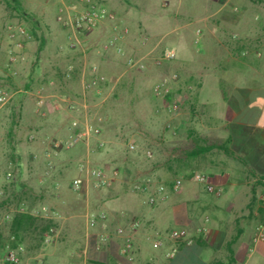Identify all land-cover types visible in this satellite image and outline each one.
<instances>
[{
	"label": "rangeland",
	"instance_id": "374dc122",
	"mask_svg": "<svg viewBox=\"0 0 264 264\" xmlns=\"http://www.w3.org/2000/svg\"><path fill=\"white\" fill-rule=\"evenodd\" d=\"M89 1L104 5L115 20L73 35L57 22L59 10H83L88 0H18L19 4L0 0V87L13 96L0 110V264H102L103 260L111 264L107 247L110 240L118 239L116 229L133 221L142 223L131 209H147V218L159 214L170 198L197 184L196 174L208 177L200 162L195 166L175 149L165 151V146L184 143L178 122H188L189 115L197 114L191 102L201 93V77L222 79L228 50L237 60L258 59L264 71V0H218L231 4L226 22L202 11L208 0ZM9 23L21 24L31 36L20 39L24 60L15 66L14 76L5 69ZM34 24L37 37L31 35ZM123 30H127L123 39L110 45L114 33ZM169 50L175 58L167 61L164 55ZM129 59L145 68L131 67ZM93 67L105 81L100 95L92 90L85 97L83 84L91 79ZM160 82L168 83L166 95L154 92ZM211 92L217 95L207 84L201 94ZM40 96L45 102L38 112ZM68 101L76 108L70 109ZM74 119L81 128L92 124L100 133L66 148ZM165 131L171 134L167 140ZM85 160L108 176L115 170L118 175L108 187L87 185L75 192L71 183L83 175L78 164ZM146 179L150 185L144 193L138 186ZM176 179L182 180V186L174 192L171 185ZM159 185L168 188V198L151 206L146 199ZM213 186L222 192L211 195L225 200L227 190ZM263 192L264 186L257 188L259 197ZM22 211L34 220L17 234L12 220ZM99 212L106 214V220L91 227L90 216ZM205 216L207 223L210 216ZM163 218L157 215V220ZM259 218L264 225V214ZM157 231L147 222L150 251L155 249L154 241L166 243L171 229ZM101 235L108 237L104 244ZM91 238L95 253L85 246ZM11 249L17 253V263L7 259Z\"/></svg>",
	"mask_w": 264,
	"mask_h": 264
},
{
	"label": "crops",
	"instance_id": "0c3cea01",
	"mask_svg": "<svg viewBox=\"0 0 264 264\" xmlns=\"http://www.w3.org/2000/svg\"><path fill=\"white\" fill-rule=\"evenodd\" d=\"M230 5L225 1L208 0L202 11L209 10L226 22ZM192 7L194 11L201 10ZM227 55L222 79L207 80L202 76L199 81L201 93L211 84L217 95L213 92L207 96L197 95L191 102L197 110L195 117L189 115L188 122H178L183 145L165 146V151L175 149L176 154L180 153L195 166L200 162L211 184L227 190L225 200L215 199L197 183L178 192L176 199L170 198L168 206L159 214L147 218V209H131L142 221L134 237L137 264H184L189 260L192 264H264V241L253 240L258 227L264 232V225L259 223L262 205L257 193V188L263 186L259 178L264 177V71L258 59L237 60L231 50ZM176 97L180 98L177 94ZM164 135L167 140L171 134L165 131ZM213 138L215 140L211 141ZM209 144L222 145L231 155L218 148L199 152ZM206 214L210 216L207 223ZM157 215L164 218L157 220ZM147 222L158 227V231L164 227L185 230L192 243L175 242L167 236L160 250L150 251L147 249ZM120 243L121 239L115 238L109 242L111 264H128L120 253ZM85 246L95 253L93 238L87 240ZM174 248L175 256L167 258Z\"/></svg>",
	"mask_w": 264,
	"mask_h": 264
},
{
	"label": "built area",
	"instance_id": "2783aa9c",
	"mask_svg": "<svg viewBox=\"0 0 264 264\" xmlns=\"http://www.w3.org/2000/svg\"><path fill=\"white\" fill-rule=\"evenodd\" d=\"M115 15L108 10L104 5L90 2L88 0L87 7L83 10H76V8H72L68 10L67 8H62L59 10L57 15V22L67 31L71 32L73 35L76 34H85L90 33L99 27L105 21H114ZM116 30V29H115ZM6 36L10 42V46L7 50V63L5 69L8 72L9 76L16 75V65L24 60V56L22 54L23 44L22 39L30 38L31 36L28 34L26 29L17 23H9L5 27ZM127 33V30L119 31L114 33L110 40V45L116 44L119 40L123 39L124 35ZM72 47L75 46L74 42L71 44ZM104 48H107L105 46ZM120 52V50H118ZM175 58L174 51H167L164 55V60H173ZM128 63L131 67H139L140 69H144L145 66L140 61H134L133 59H129ZM91 79L87 80L83 84V96L86 97L87 92L94 90V92L98 95L101 93L100 86L105 81V78L98 74L96 67L91 69ZM154 92L157 96L166 95L169 92L168 83L160 82L154 88ZM12 94L0 87V110L8 104V102L12 99ZM44 98L42 96L39 97L37 101V111L40 112V109L44 106ZM65 102V101H64ZM69 108L75 109L76 106L72 101H68ZM176 105L173 106L176 109ZM56 108L59 109V105H56ZM72 126V134L69 137V140L64 143L66 148H71L78 143L86 142L92 136H97L100 133V128L95 127L92 124L84 123L81 128V123L78 119H74L71 123ZM101 147L104 145L103 142L99 144ZM130 149H134V146L131 145ZM78 170L80 171L81 177L75 178L71 183V189L75 192L80 191L83 187L87 185H91L94 189H102L111 185L112 181L117 177L118 171L115 170L111 172V175L108 176L103 170L100 168L89 167L88 160L81 161L78 164ZM194 180L203 185L205 190L213 194L215 196L221 195V189L216 188L211 184L209 178L203 174H196L194 176ZM150 185V180H145V182L138 186L142 192L147 193V189ZM182 186V180L176 179L173 181L171 185V190L177 192L180 190ZM168 198V188L164 185L157 186L153 192L150 193L148 199H146V203L149 205H157L165 201ZM261 201L264 202V193L261 196ZM42 210L46 213L47 209L45 207ZM107 218L104 212H99L97 214H92L89 218V225L94 227L98 222H103ZM140 224L138 221H133L129 223L127 227H118L115 231V236L118 239H121L122 245L120 248L121 255L127 260L128 264H136L135 259V248L133 242V234L139 228ZM168 238L172 241H184L187 244H191L192 240L189 238L187 232L185 230H171L168 234ZM50 240V236H46V241ZM108 240L106 235H101L100 243L104 244ZM253 240L255 242H263L264 241V232L261 227H258L256 233L254 235ZM162 246V243L157 241L153 243V247L155 249ZM99 248V246L97 247ZM177 250L176 248L172 249L168 254L167 258L172 259ZM7 259L11 263H17L18 257L17 253L14 249H11L8 252Z\"/></svg>",
	"mask_w": 264,
	"mask_h": 264
},
{
	"label": "trees",
	"instance_id": "16d2710c",
	"mask_svg": "<svg viewBox=\"0 0 264 264\" xmlns=\"http://www.w3.org/2000/svg\"><path fill=\"white\" fill-rule=\"evenodd\" d=\"M13 1L16 4H19L18 0H13ZM36 32H37V24H34V27H33L32 31H31V35L34 36V37H37V33ZM43 45H44V43H43V41H41L40 46H39V50L42 49ZM167 98L170 99L169 96ZM215 148L221 149V150H223V152L225 154L231 155L227 148H225L222 145H217V144H211V145L209 144V145H206L204 147H201L199 152L200 153H206V152L211 151V150H213ZM259 184L264 186V177L259 178ZM260 202H261V205H262V208H261L260 211H261L262 214H264V202H262L261 199H260ZM33 220H34V218L29 212H23L22 211V212L17 213L16 215H14V218L12 220L13 232L18 234V232L22 229L23 225L26 222H31ZM236 237L233 238L231 240V242H234L236 240Z\"/></svg>",
	"mask_w": 264,
	"mask_h": 264
}]
</instances>
